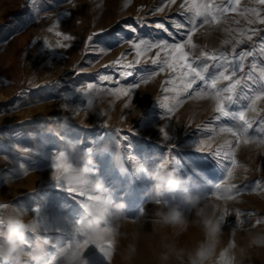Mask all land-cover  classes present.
<instances>
[{
    "label": "rangeland",
    "instance_id": "obj_1",
    "mask_svg": "<svg viewBox=\"0 0 264 264\" xmlns=\"http://www.w3.org/2000/svg\"><path fill=\"white\" fill-rule=\"evenodd\" d=\"M164 2L0 0V217L23 214L35 221L36 235L49 239L45 255L36 262L24 256L20 264H63L60 250L73 245H79L87 264H191L198 247L207 257L204 264H264V139L245 145L241 138L234 152L237 164L229 175V158L216 151L235 140L219 132L233 121L215 119L214 100L180 94L176 81L181 73L152 64L157 49L142 55L131 69L114 63L137 59L131 40L171 43L173 38L157 28L158 23L182 21L181 12L195 16L179 7L182 0L170 6ZM188 3L236 9L198 27L192 35L195 47L175 37L185 42L190 57L235 47L253 53L240 75L253 62L264 66V4ZM159 7L164 10L155 11ZM93 33L99 35L88 45ZM160 56L163 60L168 52ZM124 71L133 75L121 76ZM215 71L210 68L209 74ZM105 75L112 79L103 80ZM89 83L92 90L87 89ZM129 88L125 96L123 90ZM246 104L242 100L232 109ZM245 117L252 122L248 134L264 138V99L246 108ZM165 131L169 140L164 139ZM200 140L202 151L197 148ZM61 154L71 167L57 173L49 157ZM161 168L179 175L181 183L174 192L156 187L153 176ZM70 172L78 177L71 183L66 179ZM97 184L103 187L97 189ZM69 188L83 196L74 199ZM98 196H105L107 203L98 202ZM188 196L199 197V207L209 210L207 220L196 216ZM120 203L125 205L123 214L116 216L113 208ZM167 206L178 207L184 222L165 223L157 212ZM90 210L98 220L92 230L87 228L93 220ZM105 211L113 226L107 235L101 215ZM27 240L30 248L35 235L27 234ZM106 244L112 246L107 256L99 246Z\"/></svg>",
    "mask_w": 264,
    "mask_h": 264
},
{
    "label": "snow or ice",
    "instance_id": "obj_2",
    "mask_svg": "<svg viewBox=\"0 0 264 264\" xmlns=\"http://www.w3.org/2000/svg\"><path fill=\"white\" fill-rule=\"evenodd\" d=\"M177 0H165L164 6H170L176 4ZM239 3V0H236ZM260 4H264V0H259ZM179 7L185 12H194L195 16L190 17L185 15L184 12L179 13L184 17V19L177 20L175 18H170L169 25L163 23H158L157 28L163 30L170 37H172V42L169 43L167 40H146L138 38L136 40L129 41L132 49L136 53L137 59L133 63L121 64L118 59L114 63L122 69H131L133 64H139L140 57L146 52L153 49H157V54L152 58L153 65H166L173 72L179 71L181 73L180 77L177 79L176 84L181 89V93L185 98L192 99H212L215 101L214 111L217 114L215 119L217 121L230 118L233 123L226 124L219 128V132L228 133L235 138L227 147L221 150H217L218 155L220 151H223L226 157L229 158L228 174H232V168L237 164L234 158L235 149L239 147L241 138H243V143L247 145L248 143L255 141L257 139H264L261 137L250 136L248 134L249 129L252 128V122L245 117V109L250 108L252 104L257 101L264 99V66H257V63H251L250 70L243 75L245 65L244 61L247 57L253 55L252 52L248 50L236 51L233 47L231 51L221 50L216 53L209 54L207 52H201L200 57L192 58L189 52L185 50V42L183 40L176 41V36H182L186 39L187 44L195 47L192 41V35L195 33L198 27H202L210 22H216L217 15L226 14L229 11H235V8H230L228 5L224 7H213L211 3L205 5H189L188 0H182ZM203 8V10H201ZM164 7H159L155 11H163ZM67 15L70 16V13ZM257 15H259L257 13ZM211 18V20H210ZM197 19L201 20V23H197ZM260 23H264V19H260ZM129 30L133 33L136 32V28L128 26ZM51 31V29H49ZM253 33L255 29L251 30ZM56 35H62V33L57 32ZM99 33H93L88 36L87 44L91 45L95 36ZM64 40L70 39V36L63 35ZM253 37L249 35L248 40ZM228 43V42H226ZM242 41H236L239 45ZM59 47L67 48V44H60ZM95 50V49H92ZM167 51L168 56L161 60L160 53ZM175 54V55H174ZM177 56L179 58V63H176ZM171 57V60L169 59ZM203 61V62H201ZM216 69L217 71L209 74V69ZM160 72L164 71V67L161 66L158 69ZM258 73V74H257ZM121 76H132L131 71H124L120 73ZM151 75V74H149ZM105 81H110L112 77L105 75L102 77ZM220 82H227L224 86H219ZM199 85V86H198ZM139 84H133L132 88L138 87ZM94 85L89 83L87 89L92 90ZM132 89H124L123 94L127 96ZM167 90V89H165ZM78 92H83L82 89H77ZM84 95H88L84 92ZM179 95V94H178ZM246 100L248 104L244 105L243 108L234 111L232 105L239 104L240 101ZM252 111H256L255 108H251ZM164 139L169 140L170 137L168 133L164 132ZM199 145H204V141L200 140L198 142L197 148L202 151ZM130 159V158H129ZM51 170L59 173L61 170L70 169L71 163L68 161L67 157L63 154L49 157ZM218 187V185H217ZM72 197L76 200L77 197H82L83 193L76 192L71 188L68 189ZM219 198V197H218ZM0 207H3L0 205ZM34 211H39L35 209ZM102 217L104 218V235H107L112 231L113 226L111 225L110 219L107 217V213L102 212ZM220 221L223 220V216L219 218ZM77 232L80 235L87 237V233L83 232L81 229L77 228ZM85 244H91V240H86ZM101 250L107 256L111 251L112 246L106 244L101 246ZM84 247V245H81Z\"/></svg>",
    "mask_w": 264,
    "mask_h": 264
},
{
    "label": "clouds",
    "instance_id": "obj_3",
    "mask_svg": "<svg viewBox=\"0 0 264 264\" xmlns=\"http://www.w3.org/2000/svg\"><path fill=\"white\" fill-rule=\"evenodd\" d=\"M78 177L75 172H70L66 179L71 183ZM155 185L159 189L166 192H174L180 186L181 179L176 170L173 169H159L153 176ZM97 189L103 187L102 184L96 185ZM98 202L107 203L105 196H98ZM186 202L194 209H196V216L201 222L208 219L209 210L205 207H199L200 199L196 196H188ZM125 205L123 203L117 204L113 208V214L120 216L123 214ZM88 215L93 217L92 221L87 223V228L92 230L98 220L94 211H89ZM157 215L165 222L175 221L178 223L184 222L183 213L176 206H167L165 210L158 211ZM0 264H20L21 258L26 256L29 260L36 262L41 256L48 251L49 239L36 235L37 226L34 220H28L23 214H9L6 217H0ZM35 235L36 242L27 248L29 243L27 234ZM211 236V232L207 233ZM60 255L63 258V264H87V260L83 255V251L79 245H73L70 248L61 249ZM207 259L201 253L200 247L196 249L190 256L191 264H204Z\"/></svg>",
    "mask_w": 264,
    "mask_h": 264
}]
</instances>
